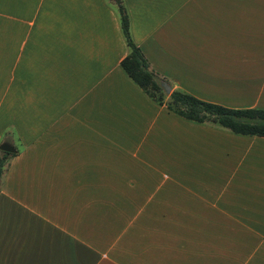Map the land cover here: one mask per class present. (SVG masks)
Wrapping results in <instances>:
<instances>
[{"label": "crops", "instance_id": "0c3cea01", "mask_svg": "<svg viewBox=\"0 0 264 264\" xmlns=\"http://www.w3.org/2000/svg\"><path fill=\"white\" fill-rule=\"evenodd\" d=\"M123 1L170 91L264 108V0ZM127 51L111 0H0V264H264V136L169 110Z\"/></svg>", "mask_w": 264, "mask_h": 264}, {"label": "trees", "instance_id": "16d2710c", "mask_svg": "<svg viewBox=\"0 0 264 264\" xmlns=\"http://www.w3.org/2000/svg\"><path fill=\"white\" fill-rule=\"evenodd\" d=\"M117 12L128 51L120 64L126 73L158 103L184 118L215 124L232 132L264 136V108H234L203 100L182 89L166 92L141 48L134 42L130 17L123 0H111ZM14 152L0 149V184Z\"/></svg>", "mask_w": 264, "mask_h": 264}, {"label": "water", "instance_id": "95a60500", "mask_svg": "<svg viewBox=\"0 0 264 264\" xmlns=\"http://www.w3.org/2000/svg\"><path fill=\"white\" fill-rule=\"evenodd\" d=\"M161 85L163 86V88L166 92L170 91V86L166 82H162ZM0 149L6 150L8 152H15L16 151V148L12 144H10L9 142H6V141H3L2 143H0Z\"/></svg>", "mask_w": 264, "mask_h": 264}, {"label": "rangeland", "instance_id": "374dc122", "mask_svg": "<svg viewBox=\"0 0 264 264\" xmlns=\"http://www.w3.org/2000/svg\"><path fill=\"white\" fill-rule=\"evenodd\" d=\"M14 143H15V145H17V147H20L21 146V144H20V141L19 140H14Z\"/></svg>", "mask_w": 264, "mask_h": 264}]
</instances>
